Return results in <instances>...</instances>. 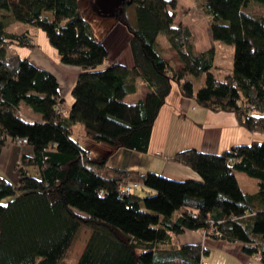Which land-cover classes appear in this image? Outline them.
Masks as SVG:
<instances>
[{"label": "trees", "instance_id": "1", "mask_svg": "<svg viewBox=\"0 0 264 264\" xmlns=\"http://www.w3.org/2000/svg\"><path fill=\"white\" fill-rule=\"evenodd\" d=\"M82 1L0 0V157L18 139L31 149L20 159L17 183L0 176V264H68L84 228L91 233L77 264H207L208 249L174 241L199 226L213 240L242 244L247 259L264 264V143L235 145L220 155L182 151L172 160L201 180L178 182L112 168L74 138L79 125L85 138L114 154H147L175 83L200 108L235 114L243 129L264 135V15L242 11L264 0H207L213 40L234 47V71L221 81L212 72L215 48L198 52L192 29L176 24L177 0H128L109 14L95 0L83 10ZM90 10L126 28L133 68L105 66L109 51L85 18ZM22 24L45 31L60 62L81 69L71 106L61 99L53 74L16 52L38 48ZM160 36L182 69L162 57ZM204 76L206 85L197 92L194 80ZM138 80L147 94L128 105L124 99L136 93ZM23 105L42 121L25 120ZM236 172L256 179L259 191L244 194ZM129 183L143 187L125 195L121 187Z\"/></svg>", "mask_w": 264, "mask_h": 264}, {"label": "crops", "instance_id": "2", "mask_svg": "<svg viewBox=\"0 0 264 264\" xmlns=\"http://www.w3.org/2000/svg\"><path fill=\"white\" fill-rule=\"evenodd\" d=\"M109 19H111L112 22L105 25L106 27L110 26L105 36L107 37L106 39L109 40H107V42L103 39L109 51V60L105 66L119 63L133 68L135 59L133 51L130 49V35L125 27L119 25L114 19ZM192 31L194 35H196L195 46L198 52H208L210 49L215 48L217 53V45H215L217 42L213 40L210 30L206 33L207 35L205 37H203V35H197L193 29ZM159 47L162 57L170 61L172 68L176 70L182 69L183 64L178 56V61L174 64L173 61L164 55L160 44ZM169 48L173 50L171 47ZM16 52L20 54L21 51L16 50ZM48 52L49 53L44 52L38 47L34 50L26 49L20 56L22 58H27L31 64L40 70L47 71L56 77L60 85L59 95L61 99L65 101L66 106L69 107L74 101L71 92L75 86V82L81 74V69L65 66L60 62L57 53L53 52V50H49ZM173 53L176 54L174 51ZM137 85L138 87L135 94H142L145 96L147 94V85L141 80H138ZM166 102L167 104L161 109L160 116L155 123L156 125L153 130V137L150 144L151 147L147 154H139L129 150H121L114 154L112 149L107 146L103 148L87 143L89 148H91L92 151L100 150L102 152H107L109 156H104L108 159V164L112 168L139 171L141 174L153 172L170 180L182 182L193 180L200 181L201 179L193 170L175 163L172 158L175 157L176 154L194 149L202 154L220 155L235 145H242L244 143L246 145L258 142L256 139L257 133L253 134L243 129L235 114L228 112L218 113L202 107L200 108L195 100L185 99L177 88L175 90L173 88V92L167 98ZM25 115L26 116L22 114V117L32 123L42 121L39 114H32L28 109H26ZM81 138H84V136ZM91 150L88 151L93 155ZM94 152H96L94 153L95 155L103 156L97 153V151ZM1 153L0 166L3 170V175H1V177L15 184L18 182L16 169L18 165H20V159L22 156L30 154L31 149L28 145H20L18 142H9ZM158 154H161V156H157ZM239 177L240 176L237 175L238 183L242 178ZM205 229V226H199L195 232H185L181 236H175L174 241L182 246L202 245L209 250V258L212 257L213 251H220L225 253L228 257H231L233 262L241 261L244 264H251L250 261L252 258L247 259L242 253V244L213 240L206 235Z\"/></svg>", "mask_w": 264, "mask_h": 264}, {"label": "rangeland", "instance_id": "3", "mask_svg": "<svg viewBox=\"0 0 264 264\" xmlns=\"http://www.w3.org/2000/svg\"><path fill=\"white\" fill-rule=\"evenodd\" d=\"M178 3V8L176 11L177 14V21L176 24H183L187 25L191 29L195 30V33L199 36L205 37L210 30V16L208 13L204 11V7L207 3V0H177ZM88 0H83L81 2V7L84 10L87 8ZM242 11H244L245 14L249 16H253L256 18L262 17L264 15V4H259L257 2H250V4L243 8ZM130 16H132L133 19H135L134 12L131 11ZM85 18L88 19L92 24L93 28L95 29L96 36L100 39H105L106 41L109 39H106V32L110 29L108 26L106 27L107 23L112 22L111 19L106 20L101 17H97V14L95 11L90 10L87 11V14L85 15ZM21 26H27L29 30L32 32L34 35L35 41L38 44V47L44 51L49 53V50H55L52 48L50 42H48L47 35L45 31H41L36 28H31L28 25L22 24ZM20 26V27H21ZM22 30V27L20 28ZM194 33V32H193ZM196 36V35H195ZM108 42V41H107ZM158 43L161 45L163 49L164 55L173 61L174 64L177 63L178 57L176 54L173 53V50H171L169 47V44L167 42L166 36H160ZM216 69H214L212 72L215 75V77L221 81L222 79L225 78L227 75H231L234 71V66H233V61H234V47L229 46L227 44H222V43H216ZM18 51H21L20 54H23V51L26 50V48H18ZM28 50V49H27ZM57 53V52H55ZM10 54V53H9ZM170 62V61H169ZM206 85V78L205 76L203 79L197 81L194 80V89L198 92L200 88L204 87ZM174 90L177 88V84H173ZM142 95V94H141ZM139 95V94H134V95H129L124 99V102L128 105H135L137 102L143 100L145 98L144 95ZM28 109L32 114H35L32 109L28 108L27 106H22V114L25 115V111ZM256 139L258 142L264 143V135H258L256 134ZM84 136V131L83 127H80L79 125H76L74 127V138L78 139L81 143V146L84 149L91 150L89 148L87 143H91L92 145L94 144L95 146H101V147H106L105 144H98L95 141H91L89 138H81ZM249 143V142H248ZM251 144V143H250ZM242 145H245L242 144ZM92 151V150H91ZM94 151H97V153L105 156H109L107 152H102L100 150H93V154L96 153ZM3 170L0 166V176L2 174ZM235 175H238L242 177L239 180V186H241L243 193L245 194H254L259 191V185L258 181L254 178H251L248 175H245L240 172H236ZM239 177V178H240ZM245 181V182H244ZM138 193L144 194L143 190H139ZM6 201H4V204ZM143 206V205H142ZM144 208V206H143ZM90 230L88 228H84L81 235L80 239L76 242V244L73 246V249L71 253L68 256V264H77L79 261L80 256L84 252L86 248V243L88 239L90 238ZM212 257H208L205 259V262L207 264H244L243 262L239 261H234L231 259V257H228L225 253H222L220 251H213ZM251 264H260L259 262L255 261L254 258L251 259Z\"/></svg>", "mask_w": 264, "mask_h": 264}, {"label": "water", "instance_id": "4", "mask_svg": "<svg viewBox=\"0 0 264 264\" xmlns=\"http://www.w3.org/2000/svg\"><path fill=\"white\" fill-rule=\"evenodd\" d=\"M128 0H95V6L105 14H109L115 7L122 6ZM166 3H171L173 0H164Z\"/></svg>", "mask_w": 264, "mask_h": 264}, {"label": "built area", "instance_id": "5", "mask_svg": "<svg viewBox=\"0 0 264 264\" xmlns=\"http://www.w3.org/2000/svg\"><path fill=\"white\" fill-rule=\"evenodd\" d=\"M59 113L63 114V113H65V110L60 108L59 109ZM17 142L20 145H27V143H28V141L25 140V139H18ZM157 156H161V154H158ZM141 187H143V185L140 184V183H138V184L137 183H129L128 185L121 187V191L125 195H128V194H131V193L135 192V190H138ZM255 260L260 262V259L258 257L255 258Z\"/></svg>", "mask_w": 264, "mask_h": 264}]
</instances>
